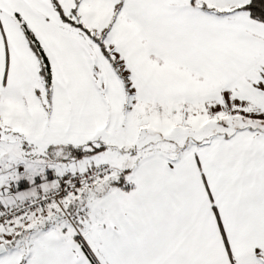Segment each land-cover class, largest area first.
Masks as SVG:
<instances>
[{"label": "snow or ice", "instance_id": "obj_1", "mask_svg": "<svg viewBox=\"0 0 264 264\" xmlns=\"http://www.w3.org/2000/svg\"><path fill=\"white\" fill-rule=\"evenodd\" d=\"M0 264H264V0H0Z\"/></svg>", "mask_w": 264, "mask_h": 264}]
</instances>
